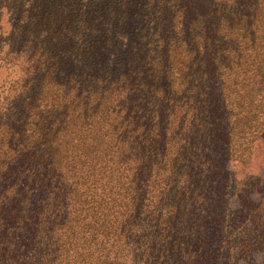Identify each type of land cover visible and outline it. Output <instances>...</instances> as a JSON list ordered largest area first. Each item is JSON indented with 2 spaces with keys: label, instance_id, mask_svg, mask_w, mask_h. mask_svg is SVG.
<instances>
[{
  "label": "trees",
  "instance_id": "16d2710c",
  "mask_svg": "<svg viewBox=\"0 0 264 264\" xmlns=\"http://www.w3.org/2000/svg\"><path fill=\"white\" fill-rule=\"evenodd\" d=\"M2 70L0 264H264V0H0Z\"/></svg>",
  "mask_w": 264,
  "mask_h": 264
},
{
  "label": "rangeland",
  "instance_id": "374dc122",
  "mask_svg": "<svg viewBox=\"0 0 264 264\" xmlns=\"http://www.w3.org/2000/svg\"><path fill=\"white\" fill-rule=\"evenodd\" d=\"M8 74H9L10 77H12V75L10 74L9 71H6V70H2V71H0V82H5V81H7L6 76H8ZM259 153L262 154V149L260 150ZM259 153H258V154H259ZM258 165H259V163L257 162V166H258ZM257 166L255 165L254 169H257Z\"/></svg>",
  "mask_w": 264,
  "mask_h": 264
}]
</instances>
